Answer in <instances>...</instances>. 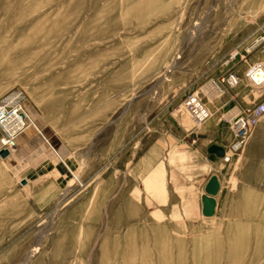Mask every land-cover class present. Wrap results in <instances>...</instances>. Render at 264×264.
Listing matches in <instances>:
<instances>
[{
	"label": "rangeland",
	"instance_id": "rangeland-1",
	"mask_svg": "<svg viewBox=\"0 0 264 264\" xmlns=\"http://www.w3.org/2000/svg\"><path fill=\"white\" fill-rule=\"evenodd\" d=\"M262 40L264 0H0V100L39 128L0 156V264H264V117L230 128Z\"/></svg>",
	"mask_w": 264,
	"mask_h": 264
},
{
	"label": "built area",
	"instance_id": "built-area-1",
	"mask_svg": "<svg viewBox=\"0 0 264 264\" xmlns=\"http://www.w3.org/2000/svg\"><path fill=\"white\" fill-rule=\"evenodd\" d=\"M261 44H264V40L256 42L250 50L260 47ZM242 58L246 59V56L242 55ZM248 66L246 77L259 91L254 102L246 107L237 108L234 117L230 118V128L235 136L232 147L235 151L241 149L251 135L252 128L264 117V61L257 60ZM228 82L235 85L239 80L236 75L231 74ZM184 102L186 112L194 119L197 126H203L213 118L211 109L198 94L189 95ZM27 120L28 115L23 107L20 93L5 95L0 100V150H8L9 153L15 150L18 137L28 125ZM230 159V152H225L223 160L229 161Z\"/></svg>",
	"mask_w": 264,
	"mask_h": 264
},
{
	"label": "water",
	"instance_id": "water-1",
	"mask_svg": "<svg viewBox=\"0 0 264 264\" xmlns=\"http://www.w3.org/2000/svg\"><path fill=\"white\" fill-rule=\"evenodd\" d=\"M209 152L216 154L219 158L225 155V148L218 145L209 146ZM8 150H0V156L2 158L8 157ZM204 187V194L202 196V213L205 218H211L216 214L217 196L221 190V180L217 174H212ZM26 182V179H23Z\"/></svg>",
	"mask_w": 264,
	"mask_h": 264
},
{
	"label": "bare ground",
	"instance_id": "bare-ground-1",
	"mask_svg": "<svg viewBox=\"0 0 264 264\" xmlns=\"http://www.w3.org/2000/svg\"><path fill=\"white\" fill-rule=\"evenodd\" d=\"M26 113H27L28 117L31 118L30 115L28 114L27 110H26ZM32 126L35 128V130H36V129L39 130L38 126L35 125V123L32 122V119H31V124H29V126L24 130V132L26 133V131H28L29 128H32ZM25 135H26V134H25ZM17 140H18V139H17ZM16 145H17V141H16ZM17 148H18V146H17ZM15 149H16V148H15ZM75 178H76V177H75Z\"/></svg>",
	"mask_w": 264,
	"mask_h": 264
},
{
	"label": "crops",
	"instance_id": "crops-1",
	"mask_svg": "<svg viewBox=\"0 0 264 264\" xmlns=\"http://www.w3.org/2000/svg\"><path fill=\"white\" fill-rule=\"evenodd\" d=\"M251 62L253 61V57L251 56V60H250ZM26 139H24V137H23V139H22V141H25ZM28 141V140H27ZM216 145H218V146H221V145H219V144H216ZM211 146V145H210ZM208 152H209V147H208ZM210 153V152H209ZM212 155H214L215 156V158L216 159H218L219 160V157L216 155V154H214V153H211Z\"/></svg>",
	"mask_w": 264,
	"mask_h": 264
}]
</instances>
